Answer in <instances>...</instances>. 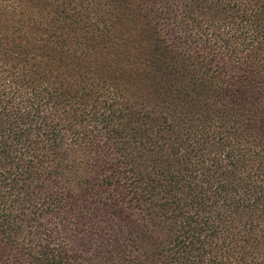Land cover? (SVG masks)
<instances>
[{
    "label": "trees",
    "instance_id": "1",
    "mask_svg": "<svg viewBox=\"0 0 264 264\" xmlns=\"http://www.w3.org/2000/svg\"><path fill=\"white\" fill-rule=\"evenodd\" d=\"M0 264H264V0H0Z\"/></svg>",
    "mask_w": 264,
    "mask_h": 264
}]
</instances>
